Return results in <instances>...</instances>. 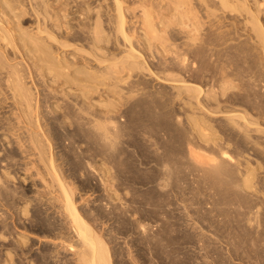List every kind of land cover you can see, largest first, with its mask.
Instances as JSON below:
<instances>
[{"label":"bare ground","instance_id":"1","mask_svg":"<svg viewBox=\"0 0 264 264\" xmlns=\"http://www.w3.org/2000/svg\"><path fill=\"white\" fill-rule=\"evenodd\" d=\"M101 1L0 0V264H264V0Z\"/></svg>","mask_w":264,"mask_h":264},{"label":"rangeland","instance_id":"2","mask_svg":"<svg viewBox=\"0 0 264 264\" xmlns=\"http://www.w3.org/2000/svg\"><path fill=\"white\" fill-rule=\"evenodd\" d=\"M92 1V0H91ZM94 2V4H100V3H102L103 1H101V0H93ZM97 1H99V2H97ZM28 17V16H27ZM29 18V17H28ZM30 18H32L30 21H31V23L33 24H31L30 22L28 23V24H26V26L24 25V28H27L28 29V27H30V25L31 26H36V24H35V21H34V16H31ZM29 18V19H30ZM34 21V22H33ZM12 51V50H11ZM19 56H17L16 57V55H11V59H13V58H15V60H12V64L14 65L15 64V66L17 65V62H18V64H19V61L20 62H22V59L19 57ZM15 61V62H14ZM20 66V65H19ZM154 83L155 84H159V83H157V82H160V81H158L156 78H154ZM30 85V84H29ZM100 87V89H102V88H104V86H99ZM102 91V90H101ZM103 92V91H102ZM101 93V92H100ZM98 95V96H97ZM113 95V94H112ZM96 97H95V100H97L96 98H99V94H96L95 95ZM112 98V97H111ZM99 100V99H98ZM9 102V101H8ZM11 102V101H10ZM8 110V109H7ZM7 115V114H6ZM1 125V124H0ZM1 133H2V131H1ZM0 133V134H1ZM1 140H6V139H1ZM7 142H8V140H6ZM6 141H3L4 142V146L2 145V141H0V143H1V145L3 146L1 149H0V166H1V168H0V170H1V173H3V174H7V173H9V174H11L9 177L11 178V176H12V180L13 181H11V179L7 176L6 178L8 179L7 180V182H8V184L10 185V187L12 188V186H13V184H12V182L15 184L14 186L16 187V188H14V189H17V187L19 188V187H21V189L22 188H27L30 192L28 193V195L30 196V198H33L38 192H36V191H38V190H43L42 189V184H38V185H34V181L36 180V181H38L37 180V178L34 176L33 178L34 179H31V180H33V185L31 184V180H30V178H32V177H29L30 176V173H25V171L24 172H22L23 170L21 169V170H19V172L17 171L18 169H20V168H22V161H21V164L19 163L18 164V161H16L17 160V158L14 160V161H12V160H10V159H8L7 157H6V155H5V147L6 146H8L7 144H6ZM1 145H0V147H1ZM17 148V145L15 144L14 145V147L13 148ZM15 148V149H16ZM3 149V150H2ZM1 150H2V152H1ZM4 154V155H3ZM5 156V157H4ZM33 157V156H32ZM3 160H2V159ZM6 158V159H5ZM20 158V157H19ZM34 158V157H33ZM33 158H31V159H33ZM6 160H7V162H9V165H10V167L9 168H11L10 169V171L11 172H13V170H14V172H15V175H16V171L18 172L17 173V175H19L18 176V178H17V175H16V177L14 176V174L13 173H11V172H7V168H8V163H6ZM10 160V161H9ZM11 161H12V163H11ZM2 162L3 163H5V164H3V165H1L2 164ZM17 164H16V163ZM13 165V166H12ZM14 165H15V169H14ZM20 165V166H19ZM5 168H4V167ZM13 167V168H12ZM20 167V168H19ZM4 169H6L5 171H4ZM20 172H22V173H20ZM13 174V175H12ZM24 174H26L25 176H24ZM24 176V177H23ZM16 179H15V178ZM20 177V178H19ZM26 177V178H25ZM23 178H25V179H23ZM10 179V180H9ZM26 179H28V180H26ZM30 180V181H29ZM26 181V182H25ZM10 182V183H9ZM17 182H18V184H17ZM19 182L21 183V186H19L20 184H19ZM23 182V183H22ZM24 182H25V185H26V187H24L25 185H23L24 184ZM30 183V184H29ZM12 185V186H11ZM23 185V186H22ZM30 186V187H29ZM38 186V187H37ZM32 187V188H31ZM39 188V189H38ZM21 189H18V191L19 190H21ZM31 189V190H30ZM34 190V191H33ZM36 190V191H35ZM80 193H82V192H80ZM101 193V194H100ZM103 193V194H102ZM38 195V194H37ZM36 195V196H37ZM83 195V194H82ZM81 195V196H82ZM89 195V196H88ZM90 193H87L86 195H84V196H82V197H84V198H82V200L81 201H79L80 202V204L82 205V206H84V207H86V204L87 203H89V205L91 204V203H93V200H94V198L95 197H97V195H104L103 196V198L105 197V193H104V191L102 190L101 192H99V193H97V194H95V196L94 195H91ZM86 196V197H85ZM94 197V198H93ZM35 198V197H34ZM107 198V197H106ZM86 199H87V202H86ZM90 199H91V201H90ZM83 201V203H81ZM89 201V202H88ZM117 202H118V200H117ZM121 201H119L118 203H116V202H114L115 204H114V206L116 207L117 206V208H119V207H121L120 205L123 203V202H125V200L123 201V202H121ZM86 203V204H85ZM102 203H103V206H104V203H106V200H102ZM97 204H99V202L97 203ZM118 204V205H117ZM20 205V207L22 206V204H19ZM88 205V204H87ZM89 205H88V207H89ZM87 207V208H88ZM171 207V208H170ZM176 207H179L178 205L176 206ZM104 208H106L105 206H104ZM109 208V207H108ZM174 207L173 206H169V210L170 209H173ZM108 210V209H107ZM166 210H168V207H166ZM168 210V211H169ZM179 211V212H178ZM174 212V215L175 216H178V215H181V216H183V214L182 213H184V211L182 210V209H177V211H173L172 210V213ZM177 212V213H176ZM176 213V214H175ZM56 215V214H55ZM55 215H54V217H55ZM58 215V214H57ZM57 215H56V217H57ZM163 216H164V214H162ZM163 216H159L160 217V219H158V221L157 220H150V221H152V222H150V224H152L151 226L155 229V228H157V226H159V225H161L162 224V221H161V219L163 218ZM107 218V217H106ZM106 218H102V220H104V219H106ZM108 219V218H107ZM106 219V221H103L102 222V220H100V222H99V226H98V230H99V233L102 235H105V237L107 238V236H108V233H113L112 235H113V237L114 238H117L118 236H120V237H118V238H120L119 240H116V243H115V239H114V241H112V243H109V241H107L106 240V243L108 242L109 243V245H107V246H109L110 247V252H111V255H112V260L114 261V264H116V262L118 263L120 260H123L122 258V256H124L125 254V256L127 257V258H125V256H124V261H125V264H131L132 262H134V261H137V259H136V256L137 255H135V256H133L134 254H137V251L139 250V247L138 246H136V245H134L130 240V242L128 241V239H130L131 238V234H125L124 236H122L121 234H116V233H114L112 230L114 229V228H116L117 227V224L113 221V220H111V219H108L107 220ZM164 219V218H163ZM184 219H186V217L184 216ZM165 220V219H164ZM108 221V222H107ZM113 221V222H112ZM156 221V222H155ZM160 221H161V223H160ZM106 222V223H105ZM180 222H182V221H180ZM109 223V224H108ZM113 223V224H112ZM188 223H190V222H188ZM101 224V225H100ZM105 224V225H104ZM108 224V225H107ZM154 224V225H153ZM100 226H102V229L103 230H101V227ZM103 226H104V228H103ZM109 226H111V227H109ZM115 226V227H114ZM155 226V227H154ZM109 231H108V230ZM112 229V230H111ZM105 230V231H104ZM107 230V231H106ZM104 231V232H103ZM36 233H35V242L37 243H35L36 245H35V248H36V252H40L41 251V249H42V247L44 246V245H48L49 247H51L52 249H57V247H55L56 245L54 244V242L52 243V241L53 240H51V239H53V237H48V235L46 236V235H44V234H40V233H38L37 231H35ZM40 234V235H39ZM114 234H115V236H114ZM107 235V236H106ZM118 235V236H117ZM127 235V236H126ZM42 236V237H41ZM117 236V237H116ZM128 236H130V237H128ZM104 237V236H103ZM104 237V240L106 239ZM123 237V238H122ZM39 238V239H38ZM44 239V241H45V243H43L44 241H42L43 239ZM50 239V240H47V239ZM46 239V240H45ZM125 239V240H124ZM127 239V240H126ZM37 240V241H36ZM120 240H122L123 242H121ZM42 241V242H41ZM117 241H119L118 243H117ZM126 241V242H125ZM51 242V243H50ZM124 243V244H121V243ZM42 243V244H41ZM107 243V244H108ZM115 244V246H113L114 244ZM131 243V244H130ZM50 244H52V245H50ZM110 244H112V246H110ZM121 244V245H120ZM127 244L129 245V247L127 246ZM41 245V246H40ZM53 245H55V246H53ZM125 247H124V246ZM38 246V247H37ZM118 246V247H117ZM121 246V250H118V248ZM132 246H135L134 248H132ZM41 249H40V248ZM126 247H128V248H126ZM122 248H124V249H122ZM130 248H131V250H130ZM189 248H190V250H189ZM120 249V248H119ZM128 249L129 251H126V250ZM134 249V250H133ZM138 249V250H137ZM186 249H188V251H192V249H194L195 251H197L198 249L197 248H194V247H187ZM197 249V250H196ZM39 250V251H38ZM113 250V251H112ZM115 250V251H114ZM125 250V251H124ZM133 250V251H132ZM63 252H64V255H66V258H69L68 259V261L70 260L71 261V263L70 264H72L73 263V260L74 261H76L77 259H78V254H77V251H75V252H73L72 253V251H69V250H67V249H63L62 250ZM66 251V252H65ZM119 251H121L122 253H119L120 255L121 254H123V251H124V254L121 256V257H117V256H120V255H118L117 254V252H119ZM135 251H136V253H135ZM71 252V253H70ZM127 252H129V254L127 253ZM132 252V253H131ZM133 252H134V254H133ZM197 252H200V251H197ZM68 253V254H67ZM115 253V254H114ZM191 253V252H190ZM71 254H73L72 255V257L70 256ZM75 255V256H74ZM117 255V256H116ZM78 256V257H77ZM113 256H115V258L113 257ZM128 256H129V258H128ZM182 256V255H181ZM200 256H201V254H200ZM131 257H133V258H131ZM117 258V259H116ZM120 260H119V259ZM134 259L133 261L131 260V259ZM126 259L127 260H129V261H127V263H126ZM57 260V262L56 263H60L59 261V257L58 258H55L54 259V261H56ZM199 262H201V260L200 259H197ZM197 260H192L193 262H191V260H190V264H193L194 262H195V264H199V262L197 261ZM129 262V263H128ZM198 262V263H197ZM233 263H235L236 264V262H233ZM237 263H238V261H237ZM73 264H77V261L76 262H74ZM132 264H134V263H132ZM207 264V263H206Z\"/></svg>","mask_w":264,"mask_h":264}]
</instances>
